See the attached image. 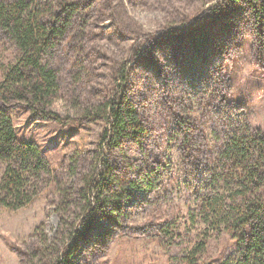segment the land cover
Here are the masks:
<instances>
[{"label":"rangeland","instance_id":"374dc122","mask_svg":"<svg viewBox=\"0 0 264 264\" xmlns=\"http://www.w3.org/2000/svg\"><path fill=\"white\" fill-rule=\"evenodd\" d=\"M221 1L114 0L115 18L98 23L89 53L81 56L82 67H74L70 53L58 55L61 90L53 111L70 121L44 118L21 103L7 108L17 138L39 146L57 181L37 183L36 200L19 211L0 208V264H34L31 250L44 236L60 240L47 249L64 251L68 242L63 245L61 239L68 229L61 227V212L72 221L81 206L84 181L96 166L105 130L102 121L81 120L82 109L106 103L128 63L132 71L124 94L145 131L136 141L124 142L110 163L124 180L152 173L153 188L123 202L117 214L103 213L89 233L69 242L67 264H172L173 256L200 240L205 227L191 213L196 186L218 152L213 132L224 121L247 122L264 132V41L255 36L242 2L209 17L205 10ZM138 48L142 54L133 61ZM81 72L86 75L78 83L73 76ZM177 116L201 129L185 139ZM64 190L73 197L58 211ZM166 220L177 227L171 244L159 233ZM235 254V242L217 233L204 260L219 262Z\"/></svg>","mask_w":264,"mask_h":264},{"label":"trees","instance_id":"16d2710c","mask_svg":"<svg viewBox=\"0 0 264 264\" xmlns=\"http://www.w3.org/2000/svg\"><path fill=\"white\" fill-rule=\"evenodd\" d=\"M241 2L248 7L255 36L264 41V0H222L205 12L209 17H217ZM114 8V0H0V48L4 55L0 57V167H4L0 178V208L19 211L36 200L37 183L47 178L52 183L57 181L39 146L17 138L7 108L21 103L44 118L69 122V118L62 119L53 111L61 90L58 55L63 51L70 53L74 67H82L81 56L89 53L88 43L94 40L98 23L114 19L111 14ZM115 31L122 34L123 28L116 26ZM141 54L138 48L133 61ZM131 71L129 63L122 66L117 80L120 84L106 103L83 107L81 120L105 123L100 156L84 181L83 202L71 215L72 221L64 216L66 211L61 212V227L68 229L61 239L63 245L68 242L64 251L47 249L50 242L60 240L44 236L39 240V248L31 250V263L67 264L69 242L89 233L93 222L103 213L115 215L123 202H130L141 190L147 193L153 188L152 173H146L138 181L124 180V174L117 176L110 163V155L122 151L124 142L136 141L145 131L140 114L124 94ZM82 72L73 76L78 83L85 78ZM176 123L185 139L191 130L201 129L195 126L197 122L181 116H177ZM213 133L218 152L206 178L196 186L195 210L191 213L193 221L197 219L205 228L200 240L181 255L173 256L171 262L264 264V132L247 122L224 121L220 130ZM72 197V193L64 190L57 210L61 211ZM176 231V223L170 220L159 225L160 236L168 244L175 241ZM217 233L235 242L236 254L219 262L205 261L208 241Z\"/></svg>","mask_w":264,"mask_h":264}]
</instances>
